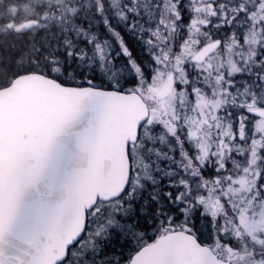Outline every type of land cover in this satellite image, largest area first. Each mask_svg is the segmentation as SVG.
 <instances>
[{"label":"snow or ice","instance_id":"1","mask_svg":"<svg viewBox=\"0 0 264 264\" xmlns=\"http://www.w3.org/2000/svg\"><path fill=\"white\" fill-rule=\"evenodd\" d=\"M0 264H264V0H0Z\"/></svg>","mask_w":264,"mask_h":264}]
</instances>
